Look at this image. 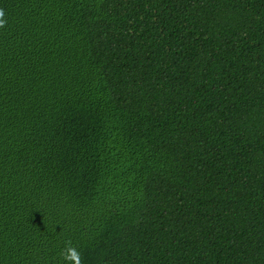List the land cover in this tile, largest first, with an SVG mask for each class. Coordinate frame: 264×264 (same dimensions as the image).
Here are the masks:
<instances>
[{
    "label": "trees",
    "instance_id": "1",
    "mask_svg": "<svg viewBox=\"0 0 264 264\" xmlns=\"http://www.w3.org/2000/svg\"><path fill=\"white\" fill-rule=\"evenodd\" d=\"M0 9V264H264V0Z\"/></svg>",
    "mask_w": 264,
    "mask_h": 264
},
{
    "label": "clouds",
    "instance_id": "2",
    "mask_svg": "<svg viewBox=\"0 0 264 264\" xmlns=\"http://www.w3.org/2000/svg\"><path fill=\"white\" fill-rule=\"evenodd\" d=\"M5 13L0 9V27H3L6 21L3 19ZM61 256L66 264H83L81 252L71 244V241H66L65 248L61 252Z\"/></svg>",
    "mask_w": 264,
    "mask_h": 264
}]
</instances>
